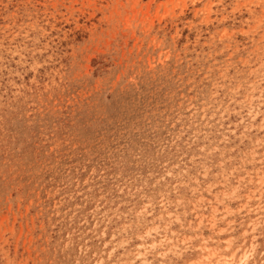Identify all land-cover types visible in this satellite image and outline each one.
<instances>
[{
	"label": "rangeland",
	"instance_id": "rangeland-1",
	"mask_svg": "<svg viewBox=\"0 0 264 264\" xmlns=\"http://www.w3.org/2000/svg\"><path fill=\"white\" fill-rule=\"evenodd\" d=\"M0 264H264V0H0Z\"/></svg>",
	"mask_w": 264,
	"mask_h": 264
}]
</instances>
